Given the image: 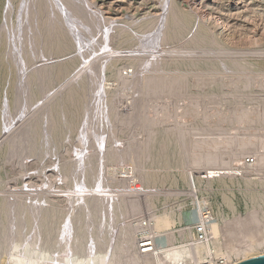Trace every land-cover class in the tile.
<instances>
[{
    "label": "rangeland",
    "instance_id": "rangeland-1",
    "mask_svg": "<svg viewBox=\"0 0 264 264\" xmlns=\"http://www.w3.org/2000/svg\"><path fill=\"white\" fill-rule=\"evenodd\" d=\"M6 1L7 0H0V25L2 26V27L0 26V62H1L0 64V203L2 202L0 204V264H20L17 261H15V256L14 257L11 256L13 254L25 256V257L28 255L34 259L33 264L34 263L35 264H51V263L52 264H103V262L104 264H109V260H110V264H114L113 260L115 259H116L115 264L116 263L119 264V261L121 262L120 264H124V263L128 264L126 263V256H127L126 253L120 251L119 249H117V247L113 246L118 241L117 232H116L117 230L115 228L116 226L119 227L124 222H125L124 224H126V222H130V220H132V222L135 224V225L133 224V227L135 228L134 240H136V237L138 236L139 232L142 231V230L139 231V229L136 230V228H138L136 223L140 222L137 220L139 219V217L148 219V217L149 218L151 217L150 216L152 215L151 213L173 214L174 220L170 222L168 230H171L173 232V244L175 246H180L181 248H188L190 243L192 242L194 243L197 241L195 240L194 235H193L194 238L192 237V239H187V238H183L182 236L183 233L180 232L182 231L183 228L186 229L188 228V230L193 231V224L191 222L193 218L191 217H193L194 213L192 212L194 211L197 212V214L199 213L202 217L204 215L206 216L209 213L211 218L216 219L219 229L221 231L220 234H222L223 231L226 233L224 226L225 220H228L230 222H236L238 219L245 217L247 213L252 212L254 210L253 207L258 208L255 211L256 213H254L256 215V218H262L264 220V166L262 165L263 170L262 168L257 169L253 167L249 170L247 169L248 171H246V168H244L243 164L241 163L244 159L239 158L245 155L247 158L246 160H248L249 158L252 161L251 155H253L256 151L262 152L264 154V137H263L264 117L261 118V120L257 119L258 122L255 121L257 117L256 116L257 113L261 112L262 110L264 111V96H263L264 95V86H263L264 85L263 83L264 0H175L176 4L180 8H182V10L186 14L184 22L185 25L187 26L186 27L187 29L183 31L180 37L179 35L177 36L175 35L172 36L170 39H167L166 42L164 41L167 46H171L169 48H171L172 51L174 48L172 46H176L175 47L176 49L174 48V51L179 52L178 54L176 53L178 57L187 59L185 61L187 63L177 64L178 67L175 66L176 64H172L170 67L166 66V70L169 71L171 69L170 71H173L176 68H178V70L181 69V71H184L186 73L188 72L187 74H190L188 75V79H190V81L187 82V85L190 87L189 90L191 92L197 94L201 92V90H205L201 88L202 86H204L205 80L207 81V79L213 77L215 80L214 82L216 84L213 82V84L208 87L209 93H213V94L215 93L213 101L207 102L208 101L207 99L204 100L201 99L199 101L201 105H203V103L208 104L207 112L205 113V115L207 114L206 116L203 115V113L201 112L202 110L199 109L200 113L198 112L197 115L191 113L192 116L191 115H187L183 117L179 116L180 118L172 117V118L164 119L161 117L160 119L162 121H160V125H162V128H166L169 127L170 125H171L170 127H172L173 125H175L176 122H181L183 123L182 125H184L186 128L189 129L191 127L190 129L193 130L192 132L190 131L191 134L189 133L188 134L189 136L187 135L186 141H189V139L195 141V139L198 138L204 139V138L213 137L214 139H216L215 141H217L219 145H216L212 149L205 148V150H203L204 149L203 148L202 151L211 152V153L216 150H218V153L219 151H221L220 155L222 154L221 157L223 156L222 157L223 160H226V158L229 159L226 160L225 162V164L227 163V165L222 163L220 164L218 162H216L217 164L213 163L212 165L206 164L204 162H197V165L190 164V162L185 157L184 153H186L188 150L190 154H192V152H194L193 154H195L198 153L201 149L193 148L190 151L189 148L184 147L179 141L176 140V135L171 136L169 139H166L164 137L166 133L163 132L164 136H160L158 140L155 142V144L152 145L153 147H151V144L149 143L151 138V131L153 129L152 120H150V118H153L152 109L155 110L156 104H159L160 102H163L168 98L162 92L161 95L159 94V92H156L157 93V94L155 93L157 95L156 98L155 95L152 93L151 95L153 96L151 97V95L149 94L151 90H149L148 88L150 87V81H149L151 77L150 73L152 72L156 74L159 72H165V70L163 71V69L161 68L157 69V64H154L153 62H150V64L146 63V65L142 64L141 59H143L146 55H149V53H152L153 48H155L154 46H152L153 45L152 43L155 40V36L157 34V33L155 34L154 32H156L158 29V25H157L158 23L156 21V18L158 15L161 14L162 11H164L162 9L163 8L162 5L163 3H165L164 2L165 0H88L90 2L89 3L90 9L92 11L94 10L93 12L98 11L99 13H101L103 17H105V19L102 21L103 23L102 25H95L96 27L100 26L98 28H96L93 25L95 20L94 17L93 18L90 17L92 20H88V19L84 20L83 18L84 16L85 18H89V16L86 17V14L80 12L79 15L78 14L76 15V17L73 14L70 15L73 16L74 18L73 19L72 17L68 16L70 14L69 11H68L69 14H67V11H63L65 14H67V17L64 14L63 16L64 18H62L63 20H61V22L63 21L62 22L63 24L61 22L59 23L57 22V25L55 24L54 26L57 27V29L62 26L67 28L69 24L71 25V23L69 22H72L74 24L78 23L81 24L80 28L82 29V31L79 29V34L78 33L75 34L76 38H74L75 36L68 37L70 45L69 47H67V49L63 50L62 52L53 53V52H48L43 48H41L38 51L39 52L38 54L41 56L38 55L39 57L37 56L35 58L33 56H35L36 54L35 51L37 52V50L33 51L35 53L33 54V52L28 48L25 54L23 53V57L25 58V60H28L27 62L28 64L24 66L26 67V70L30 71L31 68L34 66H39L40 64L41 65L46 64L48 62L51 63L48 67H46V68L49 67L50 68L47 69L48 71L46 70V73L44 75L42 76L38 75L39 77L31 76L30 78L31 84L28 80L24 81L22 79L25 73H28L29 71L26 72L25 70L24 71L25 73L23 72L24 67L18 61L19 56L17 58L14 57L16 58V60L13 58L12 62H11V58H9V55L7 53V51H9L8 49L9 44H7L9 43L8 37L10 34H12L13 31H15L16 28L17 29L15 33L17 34L18 32H20L21 29L19 30V28H21L25 23H28L27 26L28 28L25 31L33 29L36 23L37 25L35 27L37 28L34 27V30L35 29L41 30L43 28L42 31H40V33L42 32L41 34L40 33L30 34V32L26 33L25 36L28 37V41H29V36L31 38L32 35H33L32 40L37 41L36 39L38 38L40 40V43L41 41L43 42L44 38L48 36L49 37L53 36L54 33L47 32L46 34V30L48 26L45 25V19L48 15L47 12L48 10L44 9V7H41L42 5L44 6L43 2L38 1L36 3V5L39 4L40 6L38 11V16L32 19L29 23V21L26 20V16L28 12V9H26L28 5L27 1L25 2V0H12V7H11L12 9L9 11L10 13H8L7 21H5V18L3 17L2 13L6 7ZM23 1L25 2L24 5L26 7H24ZM22 5L24 9L21 8ZM22 10H25L24 11L25 13H23ZM46 12L47 15L45 16ZM79 17H81V19ZM39 18L42 20V22ZM65 19L66 20L70 19V20H67L66 22ZM71 19H73V21H71ZM139 19L141 20L138 21ZM151 20L153 21L151 22ZM198 20L200 21L201 29H203L205 32L207 31L206 34L208 35V38H210L212 41L209 40V42L207 41L204 43L187 42L181 44V42L184 39H186V37L188 38L194 33L193 31H195L197 27ZM74 21L77 22L75 23ZM83 21L85 22L91 21V23L89 22L85 23ZM133 21H134V25H133ZM150 22L154 24L152 25ZM58 24H60V26ZM109 24L111 25L119 24L121 28H125V27L127 28L128 26V28L126 29L128 33H131L133 35L134 34L133 31H137L140 36L142 34L144 35V36L142 35L140 39L136 38L131 40L129 43H125V41H121L119 44L117 37L114 40L112 47L114 49L113 51H116V53L120 52L119 54H121L119 58H113L114 60L117 59L116 65L121 70V72L124 71L123 73H125L126 70L130 71L131 69L134 72L136 70V72L140 75L138 78H140L139 80L141 81L140 82L139 80H137V82L142 83L144 81L142 83L144 85L141 84L138 85L136 83L137 88L135 87L134 84H131L130 86L127 85L128 87H125V85L124 86L120 85L119 82L116 81V76L114 75V73L118 70L116 66H115L116 68L108 67V69L106 68L107 70L104 68L102 73L104 75V78L102 75H100L101 77L99 76V72H96L97 71L96 68L100 70V68L98 67L99 63L104 62L105 64L106 63L105 61L108 60V58L105 57L107 59L103 61L104 60L103 55H106L108 53L109 48H106L104 50L103 47L104 45H106V43L105 42L101 43V41L103 40L101 39L100 41L99 38L100 36H102V34L105 33L104 31H106L105 29L108 28ZM149 25L152 26L150 27ZM4 27L6 31L5 29H3ZM155 27L157 28L156 30ZM93 28H95V30ZM10 29H12V32L9 31ZM43 31H45V34ZM177 37H179L180 39L179 38L177 39ZM6 39L8 40V42ZM97 39L100 42L99 44ZM17 40L19 39L17 38ZM139 40H143L146 43H141ZM20 41L21 40L18 41L19 47L20 44L22 43L23 45L30 47L28 46L29 42L27 41V39L26 41H22V43ZM36 44L37 43H35V45ZM41 45L42 44H39V47ZM141 45L144 47L142 48L139 47L140 49L137 48V50L139 49L138 52L135 46L138 47ZM101 48L102 50H100ZM132 53L134 54L139 53L137 57L139 56L138 58L141 59L137 58L136 60L135 56H132L133 58L129 57V54ZM143 53H145L144 54L145 56L143 55ZM27 54H29L30 57H27L26 56ZM180 54L183 57H181ZM101 57L103 58L100 59ZM3 58L5 61H3ZM146 58L147 57H145L144 59ZM8 60H10V63L8 62ZM57 61H59L58 63L60 64L63 63L65 67L60 68L61 66L60 67L53 66ZM13 63L15 64L18 63L19 65L17 64L16 66ZM27 66L29 67L27 68ZM64 68L66 69L64 70ZM55 70L56 71L59 70V72L61 70L62 73L55 72ZM89 70L91 73L89 72ZM256 71L259 73L262 72L260 74H263V77L258 76ZM58 73L60 74V76H57ZM93 73H95V75ZM145 73L147 75H144ZM218 73L220 74L222 73L223 75H220ZM193 74L197 75L196 78L197 77L199 78L197 79L198 81H195V79L192 76ZM225 74L227 75L225 76ZM237 74H241L249 78L251 82H253V87L249 91L250 93H252L251 95L253 97L246 96L247 98L244 97L239 99L234 96L236 95L235 93L234 95L232 94L231 96H229L231 92L232 93L234 92L233 91L234 83H235L234 79L236 78L237 80ZM148 75L149 78H146L147 80L143 79L142 81L141 76L145 78V76L148 77ZM40 77L42 78L44 77V78L40 79ZM202 77L204 80H202ZM221 77L222 79H220ZM87 78L88 79L92 78V79L88 80ZM45 79L47 80L45 81ZM21 80H23V84H21L22 86L20 85V83H22ZM39 80L41 81L39 82ZM92 80L94 82H92ZM96 80L97 82H95ZM26 81L27 84H25ZM220 81L222 82L221 85H220ZM258 82L259 84L261 83L262 85L261 84L259 85ZM229 83L230 86L228 85ZM94 84L97 86H95ZM98 84H100V86ZM146 84L149 85L147 86ZM132 85L133 88H131ZM144 86H146L147 88ZM134 88H136L135 92L133 90ZM17 90L22 95L19 92H17ZM101 92L102 94H100ZM219 92H221V94ZM226 93H229L228 96ZM148 94L149 97L147 96ZM216 94L218 95L216 96ZM16 95L20 97L19 99H21L22 102L21 100L16 98L17 97ZM164 96L166 99L164 98ZM217 97L219 98L217 99ZM145 98L147 100L144 102L143 99L145 100ZM102 99L104 100V102ZM170 99L175 100L176 98L175 97L173 98V96H171ZM219 99L220 102L217 101ZM130 100L135 101V102L133 101V103H135L134 105L135 112L133 113V115H131L132 117L130 116L131 118L128 116V114L131 112V109L133 108L132 101ZM142 101L145 104L142 103ZM148 101L149 102L152 101L150 103L152 105L151 109L149 108L150 106ZM13 102L16 103L14 104ZM146 102L148 103L149 107L147 106ZM188 102L190 103L187 97V99H184L182 103L187 104ZM192 102L194 105L195 101L193 100ZM106 105L107 106L109 105L108 108ZM139 105H143L145 108L147 106L146 110H149V112L146 115L138 112L142 108ZM51 106L53 112L52 111L50 112L48 110L49 109L48 107ZM114 106L116 109L114 110L116 111L114 113L117 114L116 115L117 118L114 115V113L110 112L109 109L110 107H113L114 109ZM238 107L241 109L237 111ZM245 107L246 109H248V111H251L247 116L248 118L241 114V111L243 110V108L245 109ZM216 108L220 109L221 112L223 111L222 114L224 113L225 115L223 116H221V114L217 115L215 113ZM251 109H253L254 111ZM44 112L47 114H45ZM110 113L111 115H109ZM219 115L222 117L221 119ZM223 117L224 119L225 117H227L226 120H222ZM240 117H242V119ZM237 119L238 121L239 120L240 121L237 122ZM46 121L48 122L53 121L55 127L53 129L49 127L48 130L46 131V128H44ZM252 121L254 123H252ZM31 122H33L35 128L34 126H31L33 125ZM162 122H164V125ZM26 127L28 128L29 131L26 129ZM157 127H161V126H157ZM193 127L196 128L194 129ZM215 127L216 128L220 127L218 130L219 132L217 131L218 128L216 129ZM197 129L199 131H196ZM32 130H34L33 133L35 134L32 133ZM111 130H113V132H111ZM256 130L259 131L257 132ZM48 131L49 133H46L47 135L45 134L43 136V132L45 133ZM198 132L200 133V135ZM29 133L30 134L32 133L34 136L32 134L30 135ZM14 136H17L19 138L17 139V137L15 138ZM43 137H44L43 140L44 143L41 140V138ZM232 137L233 139H231ZM253 137L255 138L253 139ZM12 139L15 141H13ZM36 139H38V141L41 140L40 143L43 145L37 146ZM240 139L242 141H240ZM165 140L168 142V144L166 145V147L163 148L161 143L162 141ZM230 140L234 141L235 144L232 143L233 144L232 145L228 143ZM261 140L263 141V143H261L262 142ZM132 141L134 146L131 143ZM238 141L240 142L247 141L253 143V146H248V147L245 146V148L243 149L239 147L240 148L239 149L238 146L237 148L235 147ZM257 141L259 143H257ZM15 142L21 144L19 145L18 143L16 144ZM128 143L131 144V147L133 146L131 148L132 150L128 149L129 153L130 151H132V153L134 152V154H130L129 156L128 151H126L125 153L123 152V154H120L119 157H117V159H115L116 157H114V155L113 156L109 155V150L111 149L114 150L115 146H116L115 150H118L119 148L125 149L126 147L124 146H127ZM28 145H32V146L34 145L35 149L34 146L30 147ZM216 147L219 148L217 149ZM145 149L147 150V152L145 151ZM152 149L153 151H151ZM25 150H26V155H25ZM75 150L77 151L75 152ZM232 150L233 153H230L232 152ZM235 150L237 151V153L239 152L238 153L239 155L234 153ZM94 151L96 152L94 153ZM97 151H99V153ZM78 153L80 155H78ZM141 153L142 154L144 153L143 154L144 157L141 155ZM146 153H148L149 157L145 156ZM88 154L89 155L92 154V155L89 156ZM93 154L98 156H93ZM232 154L235 155L233 156ZM79 156L80 157L86 156V157L85 158L82 157L81 159ZM86 158L90 159V161L88 160L87 162L86 160H84ZM238 159L240 160V162L238 161ZM190 166H193V170H192L193 173L186 174L188 167ZM224 167H226L225 170L223 169ZM228 167H230L231 169ZM205 168L215 169L216 171H218L220 168L221 169L218 172H216L214 175L207 176L206 174L203 173L205 171L204 170ZM142 174H144V177L142 176ZM63 175L66 178L62 177ZM61 178H65L66 180H63ZM130 185H132V187ZM135 186H137L138 188H136ZM95 195L98 196L104 195V199H103L104 204L102 203L103 206L97 205L95 206L96 208H93L95 204H93L92 202L89 207L91 209L89 210L86 209L85 211L87 213H83L80 215L78 213L77 216L75 210L74 212H72V207L82 205L83 200L89 201L93 199L94 201V198L97 199ZM145 195L148 196L147 198L150 200V202L146 200ZM107 196H109L107 198L109 202L106 201L107 199H105ZM121 196L125 200L133 199L135 197L136 198L140 197L138 199H140L139 201L141 205V211H140L141 213L140 212L137 213L136 216L135 215L136 212H134L133 215V212L131 213L129 209H128L129 211L126 209L127 212L124 211L123 212L124 214L120 213V211L118 210V213L120 214L118 215L117 213L118 219L116 221L115 218L111 217V215L108 217L105 216L103 217V211L108 212L110 209V203L112 200L111 197L116 199L117 197H121ZM3 197L5 198V200H3L4 199ZM7 199L8 201L9 199L12 201V203H10L12 204L9 209L10 211L9 210L6 211L4 210V208H2L5 207L4 206L5 204L9 203V202L7 203ZM79 201L81 202L80 204ZM39 202L41 205L39 204ZM146 202L149 204L148 207L150 206V208L147 210H146L147 207ZM20 204L24 205L23 206L24 209L25 206L28 208H26L25 210L21 209L19 207ZM104 206L105 207L107 206L108 208L107 207L105 208ZM16 207H18L20 210L17 209ZM30 207L33 208L31 209ZM29 209L30 211L33 210L32 211L33 213L31 212L29 213ZM40 209H42V211ZM92 209H94L93 210L94 212H92ZM12 211L13 214L11 213ZM34 211H36V213ZM43 211L49 214L47 215L46 223L44 222L41 223L42 226H45L44 228L39 224L40 222L39 219H41L39 213L41 212L40 215L42 213L45 214ZM90 212L96 214L92 215V218H89L87 220L88 215L91 214ZM73 213H76V216L79 219L76 220L75 224L71 225L68 222L69 220L68 218ZM29 214L30 216L28 219L27 216ZM127 214H129L130 216L129 217L126 216ZM6 217L11 221L8 220ZM19 217L25 218L24 220L26 221H24L23 219H19ZM36 217L38 219H36ZM109 217L111 218L109 219ZM14 218L15 219L17 218L19 220L15 222ZM105 219L107 220L108 227L111 226L110 229L107 227V225L104 224ZM87 222L89 224L91 223L89 227L87 226L88 224ZM110 222L111 225L109 224ZM15 223H17V225ZM33 224H36V230L34 228L35 225ZM21 226L22 227L25 226V227L22 228ZM99 226L101 227L99 228ZM19 227H21L22 231L21 229H19ZM4 228L6 230L5 231L6 233L3 232ZM9 228L13 231L9 230ZM98 228L100 229V231ZM111 228L113 229L111 230ZM37 229L40 230V232ZM82 229L86 231L84 232V234L82 233L83 232ZM76 230L78 231V233ZM8 232L11 233L9 234ZM41 232L43 233L41 234ZM163 232H167V231L162 230L159 232V234H163ZM81 234L84 235V237H82ZM110 235L111 237H109ZM95 237H98L97 240ZM217 237H216L217 239L216 238L214 239L209 234V230H208L207 239L204 240L203 242L206 244L208 243L207 246L209 247V250L207 252H202L200 257L211 256L212 258H218L215 255L216 253H219L216 252V248L225 251L223 246L225 237L222 235H218ZM30 240H33L34 242ZM93 241H96L95 243H97L95 247L93 246L95 244ZM88 242L89 243L92 242V243L89 244ZM90 245L93 246L92 248L93 250L97 249L98 252L93 254L88 253L89 250L88 248L90 247ZM134 245H135V241H134ZM133 247L135 248V246ZM114 248H116V251ZM75 249H77V252H75L65 261L61 262V260H58L59 258L58 255L62 254L63 251L65 252L67 250L70 251ZM109 252L111 254H109ZM120 253H123V255ZM263 253H264V245H259L256 246L250 252H248L247 256L253 257V256L261 255ZM69 254L71 253L69 252ZM184 255L187 256L188 253H185ZM114 256H116V258ZM123 256H125V259ZM108 257L109 260H106L108 259ZM238 259L239 257L234 256L232 257L231 260L236 261ZM38 261L39 263H37Z\"/></svg>",
    "mask_w": 264,
    "mask_h": 264
},
{
    "label": "bare ground",
    "instance_id": "bare-ground-1",
    "mask_svg": "<svg viewBox=\"0 0 264 264\" xmlns=\"http://www.w3.org/2000/svg\"><path fill=\"white\" fill-rule=\"evenodd\" d=\"M27 1V7L24 5V3ZM43 2L44 3V6L42 5L41 7H44V9H47L48 11V15H47V12H46V14H45V16L47 15V17H46V19H45V25L46 26H48V28H47V30H46V34H47V32H49V33H54V35L53 36H48V37H46V38H44V40H43V42L41 41V43H40V40L37 38L36 40L37 41H35V40H32L33 39V35L31 36V38H30V36H29V41H28V37H26L25 36V34L26 33H28V32H30V34H36V33H40V31H42V29L40 30V29H35L34 30V27L37 25V23H36V25L33 27V29H31V30H28V31H25V30H27V26H28V23H25L24 25H23V23H22V27L21 28H19V30L21 29V31L20 32H18L17 34L15 33L16 32V29H15V31H13L12 32V29H10L9 31H11L12 32V34H10L9 35V43H7V44H9V51H7V53H8V55H9V58H11V62L13 61V58L14 57H18V61L20 62V64L21 65H23V67L24 66H26V64H28L27 62H28V60H25V58L23 57V53L25 54V52L27 51V49L29 48V50H31L32 52L33 51H35V50H37V52L35 51V53L33 52V54H35V56H33L34 58L35 57H37L39 54V49H41V48H43L44 50H46V51H48V52H62L63 50H65V49H67V47H69V45H70V42H69V40H68V37L69 36H75V34H79V29L82 31V29L80 28L81 27V24H74V23H72V22H69V23H71V25L69 24L68 25V27L66 28V27H64V26H62V27H59V28H61V29H57V27H55L54 25L56 24L57 25V22L59 23V22H61V20H63L62 18H64L63 16H64V12L63 11H67V14H69L68 13V11L70 12V14L68 15V16H70V15H74L75 17H76V15L78 14L79 15V13L81 12V13H84V14H86V17L87 16H89V18H85V16L83 17L84 18V20L86 19H88V20H92L90 17H94V26L95 25H102L103 23H102V21L105 19V17H103L102 15H101V13H99L98 11H96V12H93L91 9H90V2L88 1V0H25V2L23 1V5H24V7H26V9H28V12H27V16H26V20L27 21H29V23H30V21L32 20V19H34V18H36L37 16H38V11H39V8H40V6H39V4L38 5H36V3L37 2ZM165 3H163V5H162V9L164 10V11H162L161 12V14L160 15H158L157 16V18H156V21H157V25H158V29L155 27V30L157 29V31L156 32H154L155 34H156V36H155V40L153 41V45L152 46H154L155 48H153V52L152 53H149V55H144L145 53H143V55L145 56V57H147L146 59H141V58H138L137 57V55L139 54H134V53H132V54H129V57H132V56H135L136 57V60H137V58L138 59H141L142 60V64H145L146 65V63H149L150 64V62H153L154 64H157V69H163V71L165 70V72H159V73H156V74H154V73H150V87H148L149 88V90H151V92L149 93L150 95L153 93L154 95H155V98H156V92H159V94L161 95V92L162 93H164V95L168 98L167 100H168V102H167V100H165V101H163V102H156V103H159V104H156V109L154 110V109H152V111H153V118H150V120H152V124H153V129H152V131H151V138H150V141H149V143L151 144V147H153L152 145H154L155 144V142L158 140V138L160 137V136H164V133L163 132H165L166 134H165V138L166 139H169L171 136H174V135H176V140L177 141H179L184 147H186V148H189L190 149V151L193 149V148H200L199 150V152L198 153H195V154H193L194 152H192V154H190V152L187 150V152L186 153H184L185 154V157L187 158V160L190 162V164H192V165H197V162H204V163H206V164H209V165H212L213 163L215 164L216 162H218V163H222V164H225V162H226V160H229L228 158H226V160H223V156L221 157V155H220V152L221 151H219V153H218V150H216V151H214V152H206V151H202V149L203 150H205V148H213V147H215L216 145H219V143H217V141H215L216 139H214L213 137L212 138H202V139H195V141H192V139H189V141H186V137H187V135L190 133L191 134V132H192V130L193 129H188V128H186L184 125H182L183 123H181V122H176L175 123V125H173L172 127H166V128H162V125H160V121H162L160 118L162 117V118H172V117H183V116H187V115H191L192 116V114H194V115H197L198 114V112H199V109H201L200 111L203 113V115H205V113L207 112V107H208V104H204L203 103V105H201V103H199V101L201 100V99H207L208 101L207 102H209V101H213V99H214V95H215V93L213 94V93H209V89H208V87L209 86H211L212 84H213V82L215 81L214 80V77L213 78H210V79H207V81L205 80V84H204V86H202L201 88L202 89H205V90H201V92H199V93H194V92H191L190 90H189V86L187 85V82L188 81H190V79H188V75H190V74H187L186 72H184V71H181V69H179L178 70V68H176L175 70H173V71H167L166 70V66L167 67H170L172 64H176L175 66H177V64H185V63H187V62H185L187 59H183V58H180V57H178L177 55H176V53L178 54L179 52H176V51H174V48L176 47V46H172V47H174L173 48V51L171 50V48H169V47H171V46H167L166 45V40L167 39H170L172 36H177V35H179V37H180V35L183 33V31L185 30V29H187L186 27V25H185V12L182 10V8H180L177 4H176V2H175V0H165L164 1ZM159 3V2H158ZM42 4V3H41ZM23 5H22V9H24L23 8ZM12 7V0H7L6 1V7H5V9L3 10V13H2V15H3V17L5 18V21H7V19H8V13H10L9 11L12 9L11 8ZM161 8V7H160ZM25 9V10H26ZM20 10V9H19ZM25 10H22L23 11V13H25L24 11ZM32 10V11H31ZM43 10V9H42ZM13 11V10H12ZM16 11V10H15ZM27 11V10H26ZM46 11V10H45ZM44 11V12H45ZM2 12V11H1ZM18 13V12H17ZM22 13V14H23ZM44 14V13H43ZM67 14H65L66 15V17H67ZM41 15V14H40ZM70 17H72L73 18V16H70ZM150 17H152V16H150ZM22 18V17H21ZM78 18V17H77ZM80 19H81V17H79ZM145 18H146V16H145ZM144 18V19H145ZM10 19V18H9ZM38 19V18H37ZM36 19V20H37ZM40 19V18H39ZM74 19V18H73ZM73 19H71V21H73ZM79 19V20H80ZM106 19H107V17H106ZM153 19H154V17H153ZM22 20V19H21ZM25 20V21H26ZM41 20V19H40ZM66 20V19H65ZM67 20H70V19H67ZM67 20H66V22H67ZM83 20V19H82ZM141 19H139L138 21H140ZM134 21H136V20H134ZM134 21H133V25H134ZM153 20H151V22H152ZM155 21V22H156ZM201 21H202V18H201ZM41 22H42V20H41ZM44 22V21H43ZM63 22V21H62ZM61 22V23H62ZM75 22V21H74ZM77 22V21H76ZM75 22V23H76ZM83 22H85V21H83ZM87 22H89V21H87ZM87 22H85V23H87ZM93 22V21H92ZM150 22V23H151ZM89 23H91V21L89 22ZM3 24V23H2ZM27 24V25H26ZM39 24V23H38ZM63 24V23H62ZM138 24V23H137ZM152 24V23H151ZM154 24V23H153ZM152 24V25H153ZM205 24V23H204ZM4 25V24H3ZM30 25V24H29ZM59 26H60V24H58ZM126 25V24H125ZM132 25V26H133ZM152 25H149L150 27L152 26ZM1 26V25H0ZM41 26V25H40ZM66 26V25H65ZM70 26V27H69ZM92 26V25H91ZM105 26V25H104ZM130 26V25H129ZM148 26V27H149ZM2 27V26H1ZM15 27V26H14ZM44 27V26H43ZM85 27H86V25H85ZM93 27V26H92ZM96 27V26H95ZM98 27H100V26H98ZM98 27H96V28H98ZM30 28V27H29ZM35 28H37V27H35ZM40 28V27H39ZM88 28H90V27H88ZM102 28V27H101ZM127 28H128V26H127ZM126 27L125 28H121V26H119V24L118 25H111V24H109V26H108V28L107 29H105L106 31H104L103 33L104 34H102V36H100V38H99V40L101 41V39L103 40V41H101V43H103V42H105L106 43V45H104V50L106 49V48H109V50H108V53L106 54V55H103L104 56V60L103 61H105V59H107L108 58V60L107 61H105L106 63L104 64V62H100L99 63V65H98V67L100 68V70H98L97 68H96V72H99V76L100 75H102L103 76V78H104V75L102 74L103 73V69L105 68H107L108 69V67H117V71L114 73V75L116 76V81H118L119 82V84L120 85H125V87H128L127 85H131V84H134L135 85V87H136V85L138 84H141V85H144V84H142L144 81H143V79H146V78H149V75H148V77H146L145 76V78L143 77V76H141L142 77V83H138L137 82V80H139L140 78H138L140 75L136 72V70L133 72V70L131 69L130 71H127L126 70V72L125 73H123V72H121V70L118 68V66L116 65V61H117V59L116 60H114L113 58H119L120 56H121V54H119V53H116V51H113L114 49L112 48L113 47V42H114V40L118 37V44L121 42V41H125V43H129L131 40H133V39H140L141 38V36L143 35H139V33L137 32V31H133V35L131 34V33H128L127 32V29ZM143 28V27H142ZM2 29V28H1ZM3 29H5V27L3 28ZM94 30H95V28H93ZM92 29V30H93ZM103 29H104V27H103ZM103 29H101V30H103ZM194 29V28H193ZM14 30V29H13ZM97 30V29H96ZM130 30H131V27H130ZM154 30V29H153ZM208 30H210V29H208ZM5 31H6V29H5ZM44 32V34H45V31H43ZM84 32V31H83ZM194 33L190 36V37H186V39H182L183 41L181 42V44L183 43H187V42H189V43H204V42H209V40L210 41H212L210 38H208V35L206 34V32L203 30V29H201V26H200V21L198 20V23H197V27H196V29H195V31H193ZM5 33H7V32H5ZM9 33V32H8ZM21 33V34H20ZM42 33V32H41ZM40 33V34H41ZM81 33V32H80ZM23 35V36H20V35ZM74 34V35H73ZM87 34V33H86ZM91 34V33H90ZM100 34H101V31H100ZM187 34V33H186ZM19 35V36H18ZM51 35V34H50ZM150 35V34H149ZM151 35H152V33H151ZM150 35V36H151ZM189 35V34H188ZM37 36V35H36ZM88 36V35H87ZM91 36H93V35H91ZM144 36V35H143ZM148 36V35H147ZM213 36V35H212ZM211 36V37H212ZM179 37H177V39L179 38ZM5 38H6V36H5ZM17 38L19 39V40H21L20 42L22 43V41H26V39H27V41L29 42V45L28 46H30V47H27L26 45H23V43L22 44H20V47L18 46V41L19 40H17ZM71 38H73V37H71ZM74 38H76V36L74 37ZM185 38V37H184ZM213 38V37H212ZM25 39V40H24ZM92 39H93V37H92ZM180 39V38H179ZM214 39V38H213ZM7 40V39H6ZM76 40V39H75ZM79 40V39H78ZM99 40L97 39V41H98V44L100 43L99 42ZM116 40V41H117ZM33 41H34V44H33ZM80 41V40H79ZM141 43H146V42H144L143 40H139ZM165 41V42H164ZM7 42H8V40H7ZM28 42H27V44H28ZM25 43V42H24ZM35 43H37L36 45H35ZM75 43V42H74ZM80 43V42H79ZM39 44H42L40 47H39ZM78 44V43H77ZM92 44V43H91ZM149 44V43H148ZM180 44V43H179ZM94 45V44H93ZM101 45V44H100ZM116 45V44H115ZM178 45V44H177ZM106 46V47H105ZM117 46V45H116ZM115 46V47H116ZM147 46V45H146ZM76 47H78V46H76ZM99 47V46H98ZM114 47V48H115ZM132 47H133V44H132ZM142 48V47H144V46H138V47H136L135 46V48H136V50H137V48ZM139 48V49H140ZM150 48V47H149ZM152 48V47H151ZM179 48V47H178ZM181 48V47H180ZM42 49V50H43ZM84 49V48H83ZM86 49V48H85ZM95 49V48H94ZM139 49L137 50L138 52H139ZM176 49V48H175ZM97 50V49H96ZM100 50H102V48L100 49ZM147 50H148V48H147ZM180 50V49H179ZM190 50V49H189ZM196 50V49H195ZM141 51V50H140ZM191 51V50H190ZM189 51V52H190ZM6 52V51H5ZM122 52V51H121ZM132 52H133V50H132ZM183 52V51H182ZM7 53H6V55H7ZM96 53V52H95ZM136 53V52H135ZM85 54V53H84ZM99 54V53H98ZM141 54V53H140ZM182 54V53H181ZM180 54V55H181ZM185 54V53H184ZM183 54V55H184ZM197 54V53H196ZM195 54V55H196ZM72 55V54H71ZM70 55V56H71ZM142 55V54H141ZM179 55V56H180ZM189 55V54H188ZM204 55H206V54H204ZM214 55V54H213ZM12 56V57H11ZM25 56V55H24ZM27 57H30L29 56V54H27L26 55ZM39 56H41V55H39ZM38 56V57H39ZM81 56V55H80ZM102 56V55H101ZM125 56V55H124ZM52 57V56H51ZM67 57V56H66ZM97 57H100V56H97ZM105 57H107V58H105ZM135 57H134V59H135ZM141 57V56H140ZM181 57H183L182 55H181ZM199 57V56H198ZM216 57V56H215ZM5 58V57H4ZM4 58H3V61H5L4 60ZM16 58H14L15 60H16ZM33 58V59H34ZM71 58V57H70ZM82 58V57H81ZM103 57H101L100 59H102ZM133 58V57H132ZM205 58V57H204ZM209 58V57H208ZM225 58V57H224ZM199 59V58H198ZM219 59V58H218ZM46 60V59H45ZM44 60V61H45ZM48 60V59H47ZM95 60V59H94ZM17 61V62H18ZM34 61V60H33ZM8 62L10 63V60H8ZM53 62V61H52ZM59 61H57L53 66H55V67H60V68H63V67H65V65L62 63V64H60V63H58ZM196 62V61H195ZM16 63V62H15ZM15 63H13V64H15ZM152 63V64H153ZM0 64H1V62H0ZM18 64V63H17ZM17 64H15L16 66H17ZM51 63H46V64H40L39 66H34V67H32L31 68V70L29 71V70H26V67H24V70H23V72L26 70V72L27 71H29L28 73H25V75H24V77L22 78L24 81L25 80H28L29 82H30V78H31V76H37V77H39L38 75H44L45 73H46V70L47 69H49V68H46V67H48L49 65H50ZM53 64V63H52ZM141 64V63H140ZM148 64V65H149ZM151 64V65H152ZM19 65V64H18ZM87 65V64H86ZM88 66V65H87ZM143 66V65H142ZM21 67V66H20ZM29 66H27V68H28ZM52 67V66H51ZM92 67V66H91ZM90 67V68H91ZM115 67V68H116ZM128 67H130V66H128ZM135 67H136V65H135ZM178 67V66H177ZM18 68V67H17ZM53 68V67H52ZM51 68V69H52ZM123 68V67H122ZM133 68V67H132ZM145 68V67H144ZM21 69V68H20ZM57 69V68H56ZM59 69V68H58ZM66 68H64V70H65ZM106 69V70H107ZM124 69H126V68H124ZM136 69H137V67H136ZM92 70H94V69H92ZM144 70V69H143ZM148 70V69H147ZM225 70V69H224ZM19 71V70H18ZM48 71V70H47ZM139 71H140V69H139ZM149 71V70H148ZM148 71H146V72H148ZM152 71V70H151ZM156 71V70H155ZM157 71H159V70H157ZM215 71V70H214ZM226 71V70H225ZM52 72V71H51ZM55 72H59V70L58 71H56L55 70ZM84 72V71H83ZM87 72H88V70H87ZM89 72H90V70H89ZM95 72V73H96ZM106 72V71H105ZM203 72V71H202ZM205 72V71H204ZM227 72V71H226ZM23 73V74H24ZM59 73H62L61 72V70H60V72ZM58 73V74H59ZM91 73V72H90ZM95 73H93L94 75H95ZM131 73V74H130ZM139 73H141V72H139ZM142 73H143V71H142ZM256 73H257V75L258 76H260V77H263V74H260V73H262V72H257L256 71ZM259 73V74H258ZM37 74V75H36ZM48 74V73H47ZM55 74V73H54ZM57 74V76H60V74L58 75ZM89 74V73H88ZM133 74H134V77H133ZM136 74V75H135ZM137 74H138V76H137ZM149 74V73H148ZM153 75V77H152V75ZM218 74H220V73H218ZM242 74V73H241ZM241 74H237V80H236V78L234 79V81H235V83H234V89H233V93L231 92L230 94L229 93H226L227 94V96H228V94H229V96H231L232 94L234 95V93L236 94V95H234L235 97H237V98H239V99H241V98H244V97H249V96H251V97H253L251 94L252 93H250L249 91L251 90V88L253 87V82H251V80L249 79V78H247V77H245V76H243V75H241ZM90 75V74H89ZM97 75H98V73H97ZM144 75H147L146 73L144 74ZM202 75V74H201ZM220 75H223L222 73L220 74ZM227 74H225V76H226ZM91 76H93V75H91ZM90 76V77H91ZM136 76V77H135ZM193 76V78L195 79V81H198L197 79H199L198 77L196 78V76L197 75H195V74H193L192 75ZM203 76V75H202ZM236 76V75H235ZM234 76V77H235ZM248 76V75H247ZM96 77H98V76H96ZM95 77V78H96ZM101 77V76H100ZM219 77V76H218ZM224 77V76H223ZM228 77V76H227ZM36 78V77H35ZM44 78V77H43ZM42 77H40V79H43ZM47 78V77H46ZM102 78V79H103ZM231 78V77H230ZM39 79V78H38ZM88 79V78H87ZM86 79V80H87ZM90 80L92 79V78H89ZM88 79V80H89ZM101 79V78H100ZM99 79V80H100ZM220 79H222V77L220 78ZM227 79V78H226ZM225 79V80H226ZM232 79V78H231ZM18 80V79H17ZM23 80H21V82L22 83H20V85L21 84H23ZM47 79H45V81H46ZM70 80V79H69ZM94 80V79H93ZM92 80V82H94ZM147 80V79H146ZM202 80H204L203 79V77H202ZM41 80H39V82H40ZM73 81V80H72ZM140 81V80H139ZM232 81V80H231ZM230 81V82H231ZM95 82H97V80L95 81ZM117 82V83H118ZM131 82H133V83H131ZM141 82V81H140ZM147 82V81H146ZM145 82V83H146ZM192 82V81H191ZM190 82V83H191ZM216 82H217V80H216ZM228 82H229V80H228ZM227 82V83H228ZM260 82V81H259ZM259 82H258V84H259ZM261 82H262V80H261ZM99 83V82H98ZM137 83V84H136ZM193 83V82H192ZM191 83V84H192ZM215 83V82H214ZM221 81H220V85H221ZM263 83H264V79H263ZM25 84H27V81H26V83ZM24 84V85H25ZM30 84H31V82H30ZM97 84V83H96ZM194 84V83H193ZM216 84V83H215ZM261 84V83H260ZM259 84V85H260ZM29 85V84H28ZM42 85V84H41ZM95 85V84H94ZM99 86H100V84H98ZM147 85V84H146ZM149 85V84H148ZM147 85V86H148ZM219 85V84H218ZM219 85V86H220ZM223 85V84H222ZM229 86H230V83L228 84ZM232 85V84H231ZM262 85V84H261ZM22 86V85H21ZM95 86H97V85H95ZM151 86H153V87H151ZM194 86V85H193ZM197 86V85H196ZM225 86V85H224ZM223 86V87H224ZM264 86V85H263ZM17 87V86H16ZM43 87H45V86H43ZM88 87V86H87ZM90 87H91V85H90ZM115 87V86H114ZM144 87H146V86H144ZM206 87V88H205ZM222 87V88H223ZM226 87V86H225ZM232 87V86H231ZM15 88V87H14ZM20 88V87H19ZM93 88V87H92ZM98 88V87H97ZM101 88V87H100ZM105 88V87H104ZM131 88H133V85L131 86ZM130 88V89H131ZM137 88V87H136ZM136 88H134L133 90H134V92H135V89ZM147 88V87H146ZM200 88V87H199ZM260 88V87H259ZM262 88V87H261ZM102 89V88H101ZM129 89V90H130ZM145 89V88H144ZM104 90V89H103ZM102 90V91H103ZM106 90V89H105ZM147 90V89H146ZM191 90H192V88H191ZM197 90V89H196ZM220 90V89H219ZM222 90V89H221ZM224 90V89H223ZM99 91H101V90H99ZM225 91V90H224ZM17 92H19L18 90H17ZM91 92V91H90ZM104 92V91H103ZM197 92V91H196ZM230 92V91H229ZM20 93V92H19ZM129 93V92H128ZM156 93V94H155ZM220 94H221V92H219ZM21 94V93H20ZM44 94V93H43ZM100 94H102V92L100 93ZM104 94V93H103ZM146 94H147V92H146ZM149 94L147 95L148 97H149ZM219 94V95H220ZM19 95V94H18ZM22 95V94H21ZM20 95V96H21ZM42 95V94H41ZM126 95V94H125ZM218 94H216V96H217ZM17 96V95H16ZM102 96H104V95H102ZM127 96V95H126ZM128 96H129V94H128ZM134 96V95H133ZM153 95H151V97H152ZM165 96H164V98H165ZM171 96H173V98L175 97L176 99L175 100H171L170 98H171ZM215 96V97H216ZM225 96V95H224ZM227 96H226V99H227ZM233 96V97H234ZM264 96V95H263ZM14 97H15V95H14ZM70 97V96H69ZM131 97V96H130ZM145 97V96H144ZM148 97H147V99H148ZM163 97V96H162ZM180 97V98H179ZM187 97H188V99H189V101H190V103L188 102L187 104L185 103H182L183 102V100L184 99H187ZM246 97V98H247ZM17 99H19L20 97H16ZM59 98V97H58ZM67 98V97H66ZM102 98H105V97H102ZM158 98V97H157ZM164 98H163V100H164ZM219 97H217V99H218ZM223 98V97H222ZM245 98V99H246ZM27 99V98H26ZM107 99V98H106ZM132 99V98H131ZM135 99V98H134ZM146 98H145V100L143 99V101L145 102L146 100H147ZM149 99H151V98H149ZM166 99V98H165ZM224 99V98H223ZM222 99V100H223ZM19 100H21V99H19ZM23 100H25V99H23ZM28 100V99H27ZM27 100H25V101H27ZM103 100V99H102ZM110 100V99H109ZM109 100H108V103H109ZM158 100V99H157ZM160 100V99H159ZM195 101V103H194V105H193V102L192 101ZM216 100V99H215ZM15 101V100H14ZM18 101V100H17ZM106 101V100H105ZM112 101V100H111ZM130 101H132V100H130ZM134 101V100H133ZM133 101H132V104H133V108L131 109V112L128 114V116L130 117L131 115H133V113L135 112V103H133ZM142 101V103H144ZM217 101H219L220 102V99L219 100H217ZM20 102V101H19ZM21 102H22V100H21ZM20 102V103H21ZM88 102V101H87ZM103 102H104V100H103ZM135 102V101H134ZM152 101H148V103H149V106H148V103L146 102V104H147V106L151 109L152 108V105L150 104ZM179 102H181V103H179ZM203 102V101H202ZM205 102V101H204ZM14 103V102H13ZM16 103V102H15ZM14 103V104H15ZM25 103V102H24ZM23 103V104H24ZM177 103V104H176ZM179 103V104H178ZM111 104V103H110ZM145 104V103H144ZM143 104V105H144ZM153 104V103H152ZM18 105V104H17ZM112 105H114V104H112ZM143 105H139V106H141L142 108L140 109V111H138V112H140V113H143L144 115H146L148 112H149V110H146V108H147V106H146V108L143 106ZM171 105V106H170ZM107 106V105H106ZM109 106V105H108ZM108 106H107V108H108ZM111 106V105H110ZM47 107V106H46ZM145 108V110H144V108ZM49 109V111L51 112L52 111V106L51 107H48ZM42 109V108H41ZM43 109H44V106H43ZM110 109V112L111 113H114V112H116V111H114V110H116L115 109V106H114V109H113V107H110L109 108ZM230 109V108H229ZM232 109V108H231ZM237 109V108H236ZM236 109H235V111H236ZM241 108H239L238 107V109H237V111L238 110H240ZM139 110V109H138ZM216 111H215V113L218 115V114H221V116H223V115H225L224 113L222 114V112L220 111V109H215ZM251 110H253V109H251ZM259 110V109H258ZM258 110H256V111H258ZM137 111V110H136ZM228 111V110H227ZM254 111V110H253ZM46 112V111H45ZM44 112V113H45ZM53 112V111H52ZM230 112V111H229ZM232 112V111H231ZM249 112H251V111H248V109H246V107H245V109L243 108V110L241 111V114L243 115V116H245V117H247L248 115H249ZM111 113L109 114V115H111ZM137 113V112H136ZM192 113V114H191ZM200 113V112H199ZM238 113V112H237ZM237 113H234V114H237ZM253 113V112H252ZM251 113V114H252ZM45 114H47V113H45ZM160 114V115H159ZM232 114V113H231ZM240 114V113H239ZM240 114V115H241ZM114 115L116 116L117 114H115L114 113ZM207 115V114H206ZM205 115V116H206ZM253 115V114H252ZM49 116H50V113H49ZM220 116V115H219ZM220 116V119L222 118ZM234 116V115H233ZM242 116V117H243ZM257 117H256V119H255V121H257L258 122V120L260 119L261 120V118H263L264 117V111L262 110L261 112H259V113H257V115H256ZM126 117H127V115H126ZM126 117H125V119H126ZM132 117V116H131ZM130 117V118H131ZM179 117V118H180ZM200 117V116H199ZM236 117V116H235ZM238 117H239V115H238ZM237 117V118H238ZM242 117H240L241 119H242ZM63 118V117H62ZM116 118H117V116H116ZM119 118H121V117H119ZM118 118V119H119ZM205 118H207V117H205ZM226 118L227 117H225V119H224V117H223V119L222 120H226ZM248 118V117H247ZM50 119V118H49ZM49 119H47V120H49ZM124 119V118H123ZM127 119H128V117H127ZM163 119V120H164ZM203 119H204V116H203ZM228 119H229V117H228ZM232 119V118H231ZM250 119V118H249ZM258 119V120H257ZM53 120V119H52ZM63 120V119H62ZM178 120H180V119H178ZM245 120V119H244ZM263 120V119H262ZM121 121V120H120ZM166 121V120H165ZM240 121V120H239ZM238 121V119H237V122H239ZM243 121V120H242ZM250 121V120H249ZM229 122H230V120H229ZM32 124H33V122H31ZM163 123V125H164V122H162ZM236 123V122H235ZM252 123H254L253 121H252ZM29 124V123H28ZM158 124V125H157ZM217 124H219V123H217ZM43 125V124H42ZM45 125H46V127H45ZM44 125V128H46V131L48 130V128L49 127H51V129H53L54 127H55V125H54V122L52 121V122H48V121H46V124ZM31 126H34V124L33 125H31ZM157 126H161V127H157ZM185 127V128H184ZM198 127V126H197ZM261 127H263V126H261ZM25 128V127H24ZM34 128H35V126H34ZM33 128V129H34ZM114 128H116V127H114ZM194 128V127H193ZM196 128V127H195ZM194 128V129H195ZM214 128V127H213ZM216 128V127H215ZM218 128V127H217ZM216 128V129H217ZM220 128V127H219ZM219 128L217 129V131L219 130ZM26 129L28 130V128L26 127ZM31 129V128H30ZM206 129V128H205ZM204 129V130H205ZM245 129V128H244ZM251 129V128H250ZM25 130V129H24ZM23 130V131H24ZM50 130V129H49ZM29 131V130H28ZM31 131V130H30ZM33 131L34 130H32V133H33ZM43 131H45V130H43ZM53 131V130H52ZM51 131V132H52ZM191 131V132H190ZM196 131H199L198 129L196 130ZM207 131V130H206ZM223 131V130H222ZM257 131V130H256ZM259 131V130H258ZM257 131V132H258ZM26 132V131H25ZM89 132V131H88ZM111 132H113V130H111ZM219 132V131H218ZM22 133V132H21ZM31 133V134H32ZM46 133H49V131L48 132H43V136L46 134ZM163 133V134H162ZM195 133V132H194ZM199 133V132H198ZM215 133H216V131H215ZM25 134V133H24ZM28 134V133H27ZM30 134V133H29ZM30 134V135H31ZM33 134H35V133H33ZM32 134V135H33ZM37 134V133H36ZM41 134V133H40ZM197 134V133H196ZM204 134V133H203ZM209 134V133H208ZM251 134V133H250ZM257 134V133H256ZM29 135V136H30ZM47 135V134H46ZM198 135V134H197ZM199 135H200V133H199ZM210 135V134H209ZM255 135V134H254ZM264 135V134H263ZM262 135V136H263ZM34 136V135H33ZM88 136H90V135H88ZM94 136V135H93ZM92 136V137H93ZM95 136H97V135H95ZM189 136V135H188ZM15 138L17 137V136H14ZM41 137V136H40ZM39 137V138H40ZM49 137V136H48ZM204 137H205V135H204ZM252 137V136H251ZM257 137V136H256ZM260 137V136H259ZM264 137V136H263ZM14 138V139H15ZM19 137H17V139H18ZM33 138V137H32ZM31 138V139H32ZM35 138V137H34ZM50 138V137H49ZM95 138V137H94ZM221 138V137H220ZM226 138V137H225ZM230 138V137H229ZM250 138V137H249ZM255 137H253V139H254ZM91 139V138H90ZM231 139H233V137L231 138ZM243 139V138H242ZM258 139V138H257ZM13 140V139H12ZM16 140V139H15ZM15 140H13V141H15ZM33 140V139H32ZM37 140V143H36V145L38 146V145H43V144H41L40 142H41V140H42V142H43V140H44V137L43 138H41V140L40 141H38V139H36ZM36 140H34V141H36ZM84 140V139H83ZM146 140V139H145ZM144 140V141H145ZM217 140H218V138H217ZM226 140V139H225ZM229 140V139H228ZM10 141H11V139H10ZM13 141H12V143H13ZM17 141V140H16ZM25 141V140H24ZM27 141V140H26ZM46 141V140H45ZM236 141V140H235ZM240 141H242L241 139H240ZM240 141H238V143H236V148H237V146H238V148L239 147H241L242 149L243 148H245V146H253V143H250V142H240ZM262 141V140H261ZM20 142H21V140H20ZM28 142H31V141H28ZM48 142V141H47ZM105 142V141H104ZM148 142V141H147ZM219 142V141H218ZM223 142V141H222ZM222 142H220V143H222ZM226 142V141H225ZM225 142H224V144H225ZM9 143V142H8ZM16 143V142H15ZM18 143V142H17ZM16 143V144H17ZM35 143V142H34ZM44 143V142H43ZM49 143V142H48ZM51 143V142H50ZM91 143V142H90ZM132 143V145L134 146V144H133V141L131 142ZM228 143H230V144H232V143H234L235 144V142L234 141H229ZM255 143V142H254ZM257 143H259L258 141H257ZM261 143H263V141L261 142ZM261 143H260V145H261ZM19 145L21 144V143H18ZM32 144V143H31ZM147 144V143H146ZM168 144V142L165 140V141H162V143H161V145H162V147L164 148V147H166V145ZM35 145V144H34ZM33 145V146H34ZM49 145V144H48ZM53 145V144H52ZM233 145V144H232ZM255 145V144H254ZM259 145V146H260ZM28 146H32V145H28ZM32 146V147H33ZM36 146V147H37ZM40 146H39V148H40ZM94 146V145H93ZM132 146V147H133ZM228 146H231V145H228ZM116 147V146H115ZM115 147H114V150L113 149H111V150H109V155H114V157H116L115 159H117V157H119V155L120 154H123V152L125 153L126 151H128V154H129V156H130V154H134V152L132 153V151H130V153H129V150L128 149H130V150H132L131 148V144H129L128 143V145L127 146H124V147H126L125 149H120L119 147V149L118 150H115ZM224 147V146H223ZM255 147V146H254ZM262 147H263V145H262ZM26 148V147H25ZM110 148V147H109ZM123 148V147H122ZM145 148V147H144ZM146 148H147V146H146ZM150 148V147H149ZM149 148H148V150H149ZM217 148V147H216ZM219 148V147H218ZM217 148V149H218ZM221 148V147H220ZM228 148V147H227ZM231 148V147H230ZM31 149H33V148H31ZM34 149H35V146H34ZM240 149V148H239ZM257 149V148H256ZM27 150H28V148H27ZM207 150V149H206ZM231 150V149H230ZM77 150H75V152H76ZM100 151V150H99ZM99 151H97L98 153H99ZM145 151L147 152V150L145 149ZM151 151H153V149L151 150ZM208 151V150H207ZM227 151H229V150H227ZM236 151V150H235ZM234 151V153H236V154H238L237 153V151L235 152ZM239 151V150H238ZM242 151V150H241ZM259 151H260V149H259ZM24 152V151H23ZM30 152V151H29ZM96 151H94V153H95ZM15 153V152H14ZM28 153V152H27ZM46 153H47V151H46ZM45 153V154H46ZM91 153V152H90ZM98 153H96V154H98ZM104 153V152H103ZM102 153V154H103ZM106 153V152H105ZM223 153V152H222ZM230 153H233V150H232V152H230ZM127 154V155H128ZM140 154V153H139ZM139 154H138V156H139ZM144 154V153H143ZM143 154L141 153V155L143 156ZM152 154H153V152H152ZM228 154V153H227ZM25 155H26V150H25ZM78 155H80L79 153H78ZM83 155V154H82ZM89 155V154H88ZM92 155V154H91ZM91 155H89V156H91ZM100 155V154H99ZM224 155H226V154H224ZM233 156L235 155V154H232ZM239 155V154H238ZM93 156H98V155H94L93 154ZM92 156V157H93ZM102 156V155H101ZM132 156V155H131ZM145 156H148V153H146V155ZM153 156V155H152ZM151 156V157H152ZM252 156V161L248 158V160H246L247 158H246V156L245 155H243V156H241V157H239V158H243L244 160L241 162L242 164H243V167L244 168H246V171H248L249 169H251V168H262V165L264 166V154L262 153V152H258V151H256L253 155H251ZM80 157V156H79ZM82 157L83 156H81L80 158L82 159ZM86 156H84L83 158H85ZM88 157V156H87ZM103 157V156H102ZM111 157V156H110ZM144 157V156H143ZM149 157V156H148ZM225 157V156H224ZM230 157V156H229ZM238 157V156H237ZM236 157V158H237ZM75 158V157H74ZM91 158V157H90ZM140 158V157H139ZM119 159V158H118ZM144 159V158H143ZM153 159V158H152ZM151 159V160H152ZM76 160V159H75ZM84 160H86L87 162H88V160L90 161V159H88V158H86V159H84ZM97 160V159H96ZM148 160V159H147ZM235 160V159H234ZM74 161V160H73ZM85 161V162H86ZM105 161V160H104ZM145 161V160H144ZM238 161L240 162V160L238 159ZM76 162V161H75ZM79 162V161H78ZM81 162V161H80ZM229 163V162H228ZM217 164V163H216ZM225 165H227V163L225 164ZM199 166V165H198ZM241 166V165H240ZM88 167V166H87ZM203 167H205V166H203ZM202 167V168H203ZM90 168V167H89ZM201 168V167H200ZM228 168H230V167H228ZM231 168H232V166H231ZM230 168V169H231ZM221 169V168H220ZM219 169V170H220ZM224 170L226 169V167H224L223 168ZM248 169V170H247ZM192 170H193V166H190V167H188V170H187V172H186V174L188 173H193L192 172ZM205 171L203 172L204 174H206L207 176H211V175H214L216 172H218V171H216L215 169H210V168H205L204 169ZM236 170V169H235ZM262 170H263V168H262ZM52 171V170H51ZM86 171V170H85ZM222 171V170H221ZM227 171V170H226ZM242 171V170H241ZM259 171V170H258ZM129 172V171H128ZM230 172V171H229ZM111 173V172H110ZM251 173V172H250ZM224 174V173H223ZM222 174V175H223ZM44 175V174H43ZM71 175V174H70ZM127 175V174H126ZM191 175V174H190ZM48 176V175H47ZM79 176V175H78ZM142 176L144 177V174H142ZM62 177H65L64 175L62 176ZM50 178V177H49ZM66 178V177H65ZM65 178H61V179H63V180H66ZM74 179V178H73ZM124 179V178H123ZM79 180V179H78ZM82 181H83V179H82ZM119 181V180H118ZM121 181H123V180H121ZM76 183V182H75ZM121 183V182H120ZM189 183H191V182H189ZM48 184V183H47ZM46 184V185H47ZM83 184V183H82ZM80 185V184H79ZM100 185V184H99ZM85 186V185H84ZM98 186V185H97ZM131 187H132V185H130ZM138 186V185H137ZM137 186H135L136 188H138ZM100 188H101V186H100ZM140 188V187H139ZM78 194V193H77ZM69 195V194H68ZM86 195V194H85ZM105 195V194H104ZM104 195H95L96 197H97V199L96 198H94V201H93V199L92 200H83V202H82V205H80V206H73L72 207V212H74V210L76 211V213H77V216H78V213H79V215L80 214H83V213H87V212H85L86 211V209H91V208H89L90 207V204L93 202V204H95L94 206H93V208H96L95 206H103V199H104ZM89 196V195H88ZM92 196V195H91ZM110 196V195H109ZM109 196H107L105 199H107ZM111 196H114V195H111ZM146 196V195H145ZM145 196H144V198H145ZM70 197V196H69ZM87 197V196H86ZM148 196H146V200L148 201V202H150V200L147 198ZM4 198V197H3ZM7 198V197H6ZM10 198V197H9ZM13 198V197H12ZM11 198V199H12ZM14 198H16V197H14ZM67 198V197H66ZM112 198V200H111V203H110V209H109V211L107 212V211H103V217L105 216V217H108V216H110L111 215V217H113V218H115V221L118 219V215L120 214V213H123L124 211H126L127 212V210L129 209L130 210V212L132 213L133 212V215H134V212H136V216H137V213H139L140 211H141V205H140V199H138V198H140V197H138V198H133V199H128V200H125L124 198H122V196L121 197H117L116 199L115 198H113V197H111ZM18 199V198H17ZM34 199V198H33ZM75 199V198H74ZM3 200H5V198L3 199ZM14 200V199H13ZM24 200V199H23ZM29 200V199H28ZM35 200V199H34ZM11 200L9 199V201H8V199H7V203L8 204H5L4 206L5 207H2V208H4V210H6V211H8L9 209H10V206L12 205V204H10V203H12V201L10 202ZM21 201V200H20ZM67 201H68V199H67ZM105 201V200H104ZM106 201H108V199L106 200ZM105 201V202H106ZM4 202V201H3ZM15 202V201H14ZM35 202V201H34ZM109 202V201H108ZM2 203V202H1ZM0 203V204H1ZM36 203V202H35ZM38 203V202H37ZM78 203V202H77ZM81 202L79 201V204H80ZM103 203V204H102ZM145 203V202H144ZM147 203V202H146ZM39 204H40V202H39ZM43 204V203H42ZM78 204V205H79ZM108 204V203H107ZM18 205V204H17ZM28 205V204H27ZM41 205V204H40ZM47 205V204H46ZM72 205V204H71ZM145 205V204H144ZM148 203H147V207H146V210L147 209H149L150 208V206L148 207ZM151 205V204H150ZM3 206V205H2ZM14 206V205H13ZM23 206L24 205H19V207L21 208V209H24L23 208ZM52 206V205H51ZM15 207V206H14ZM36 207V206H35ZM58 207V206H57ZM69 207V206H68ZM105 207V206H104ZM107 207V206H106ZM105 207V208H106ZM1 208V209H2ZM12 208V207H11ZM17 209H19L18 207H16ZM26 208H28V207H26L25 206V209ZM31 209L33 208V207H30ZM38 208V207H37ZM40 208V207H39ZM62 208V207H61ZM102 208V207H101ZM108 208V207H107ZM13 209V208H12ZM15 209V208H14ZM24 209V210H25ZM127 209V210H126ZM253 211L252 212H250V213H247L246 214V216L245 217H243V218H240V219H238L236 222H230V221H228V220H225L224 221V226H225V230H226V233L223 231V233L222 234H220L221 233V231H220V229H219V226H218V223H217V221H216V219H214V218H211V216H210V214L208 213L206 216L204 215L203 217L198 213L197 214V212H192V213H194L193 214V217H191V218H193L192 220H191V222H192V224H193V222H195V221H202V222H204L205 223V225H206V229H207V235H208V230H209V234L215 239L218 235H222V236H224L225 237V239H224V244H223V246H224V249H225V251H222L221 249H219V248H216V252H219V253H216L215 255L218 257L217 259L218 260H224V263L223 264H235L236 262H239V261H241V260H245V259H247V258H250V256L248 257L247 256V254H248V252H250L251 250H253L256 246H259V245H264V220L262 219V218H256V215L254 214V213H256L255 211H256V209H258L257 207H253ZM3 210V209H2ZM20 210V209H19ZM19 210H17V211H19ZM41 211H42V209H40ZM40 210H37V211H40ZM63 210V209H62ZM94 209H92V212H94L93 211ZM104 210V209H103ZM106 210V209H105ZM118 210L120 211V213H118ZM128 210V211H129ZM10 211V210H9ZM33 211V210H32ZM32 211H30V209H29V213L31 212V213H33ZM48 211V210H47ZM149 211V210H148ZM152 211V210H151ZM197 211V210H196ZM35 213H36V211H34ZM44 212V211H43ZM49 212V211H48ZM89 212V211H88ZM96 212V211H95ZM98 212V211H97ZM143 212V211H142ZM5 213V212H4ZM12 214H13V211L11 212ZM11 213H10V215H11ZM14 213H15V210H14ZM25 213V212H24ZM41 213V212H40ZM40 213H39V216H40V218L41 219H39V224L41 225V223H46V220H47V215H49V214H47L46 212H44L45 214H41L40 215ZM76 213H73L72 215H70V217L68 218L69 220H68V222H69V224H71V225H73V224H75V222H76V220L77 219H79L77 216H76ZM91 213V212H90ZM100 213V212H99ZM117 213H118V215H117ZM141 213V212H140ZM17 214V213H16ZM21 214V213H20ZM23 214V213H22ZM89 214V213H88ZM96 214V213H95ZM95 214H93V213H91V214H89L88 215V217H87V220L89 219V218H92V215H95ZM124 214V213H123ZM152 215H150V213H149V215L151 216L150 218L148 217V219H145V218H140L139 217V219L137 220V221H140V222H137L136 223V225H137V227L138 228H136V230H138L139 229V231L140 230H142V231H145V232H147L146 234H147V236H150V238L151 239H154L153 241H154V246L151 248V251H149L147 254H142V253H140V252H138L137 251V249H136V247L134 248L133 246H135L134 245V238H135V228L133 227V222H132V220H130V222H126V224H122V225H120L119 227H117L116 225V232H117V237H118V241H117V243L116 244H114L113 246L114 247H117V249H119L120 251H123V252H125L126 253V263H128V264H196V261H195V258L197 257V256H201V253L202 252H207L208 250H209V247L207 246L208 245V243L206 244V243H204L203 241H196V242H192V243H190V245H189V247L188 248H181L180 246H175L174 244H173V232L171 231V230H168L169 229V225H170V222L171 221H173L174 220V216H173V214H171V213H169V214H165V213H163V214H158V213H155V214H153V213H151ZM24 215V214H23ZM6 216H7V214H6ZM29 216H30V214L27 216L28 217V219H29ZM38 216V215H37ZM126 216H130L129 214H127ZM147 216H148V214H147ZM94 217V216H93ZM111 217H109V219L111 218ZM123 217V216H122ZM143 217H145V216H143ZM7 218V217H6ZM13 218V217H12ZM18 218V217H17ZM16 218V219H17ZM52 218V217H51ZM126 218V217H125ZM8 219V218H7ZM15 219V218H14ZM14 220L15 222L16 221H18L19 219H25V218H20L19 217V219H17V220ZM33 219V218H32ZM36 219H38L37 217H36ZM36 219H34V220H36ZM53 219V218H52ZM108 219V220H109ZM136 219V218H135ZM134 219V220H135ZM8 220H10V219H8ZM33 220V221H34ZM86 220V221H87ZM11 221V220H10ZM9 221V222H10ZM24 221H26V220H24ZM24 221H23V223H24ZM33 221H32V223H33ZM106 221V222H105ZM105 221H104V224L105 225H107L108 223H107V220L105 219ZM110 221V220H109ZM108 221V222H109ZM111 221H113V220H111ZM126 221V220H125ZM20 222H21V220H20ZM31 222V221H30ZM30 222H29V224H30ZM136 222V221H135ZM7 223V222H6ZM26 223V222H25ZM31 223V224H32ZM36 223V222H35ZM88 223V222H87ZM117 223V222H116ZM16 225H17V223H15ZM21 224V223H20ZM19 224V225H20ZM91 224V223H90ZM89 223L87 224V226L89 227V225H90ZM100 224V223H99ZM110 225H111V222L109 223ZM114 224V223H113ZM18 225V226H19ZM22 225H24V224H22ZM33 225H35L34 226V228H35V230H36V224H33ZM37 225H38V222H37ZM46 225V224H45ZM70 225V226H71ZM135 225V224H134ZM2 226V225H1ZM8 226V225H7ZM17 226V227H18ZM42 226V225H41ZM40 226V227H41ZM47 226V225H46ZM86 226V225H85ZM102 226V225H101ZM101 226H99V228L101 227ZM114 226V225H113ZM15 227V226H14ZM22 227V226H21ZM21 227H19V229H21ZM25 227V226H24ZM24 227H22V228H24ZM38 227V226H37ZM43 228L45 227V226H42ZM97 227H98V225H97ZM107 227H108V225H107ZM111 227V226H110ZM110 227H108L109 229H110ZM48 228V227H47ZM98 228V229H99ZM182 228V227H181ZM189 228H190V226H189ZM3 229V228H2ZM14 229V228H13ZM16 229H18V228H16ZM40 229H42V228H40ZM70 229H71V227H70ZM70 229H69V231H70ZM86 229V228H85ZM92 229V228H91ZM113 228H111V230H112ZM9 230H11L10 228H9ZM34 230V231H35ZM38 230V229H37ZM47 230V229H46ZM83 230V229H82ZM102 230V229H101ZM110 230V231H111ZM162 230H166L167 232H163V234H159V232L160 231H162ZM6 230H5V228H4V231L3 232H5ZM11 231H13V230H11ZM21 231H22V229H21ZM33 231V230H32ZM39 232H40V230H38ZM37 231V232H38ZM77 231V230H76ZM75 231V232H76ZM99 231H100V229H99ZM36 232V233H37ZM84 232H86L85 230H83V234H84ZM109 232V231H108ZM107 232V233H108ZM181 233H183V238H187V239H192V237H193V233H192V231H190V230H188V228L186 229V228H183L182 229V231H180ZM6 233V232H5ZM9 233V232H8ZM11 233V232H10ZM9 233V234H10ZM16 233H17V230H16ZM15 233V234H16ZM43 232H41V234H42ZM77 233H78V231H77ZM76 233V234H77ZM80 233V232H79ZM73 234H75V233H73ZM109 234V233H108ZM115 234V233H114ZM159 234V235H158ZM31 235V234H30ZM78 235H80V234H78ZM82 235V234H81ZM111 235H113V234H111ZM111 235L109 236V237H111ZM179 235H180V233H179ZM33 236H35V235H33ZM36 236H38V235H36ZM40 236V235H39ZM75 236V235H74ZM86 236V235H85ZM23 237V236H22ZM82 237H84V235H82ZM157 237V238H156ZM27 238V237H26ZM25 238V239H26ZM32 238H34V237H32ZM40 238H42V237H40ZM40 238H38V239H40ZM81 238V237H80ZM88 238V237H87ZM91 238V237H90ZM96 238V240H97V238L98 237H95ZM94 238V239H95ZM161 238H162V240H161ZM194 238V237H193ZM210 238V237H209ZM212 238V239H213ZM218 238V237H217ZM216 238V239H217ZM82 239V238H81ZM160 239V240H159ZM30 241H33V240H30ZM29 241V242H30ZM76 241V240H75ZM162 243H161V242ZM191 241V240H190ZM34 242V241H33ZM33 242H31V243H33ZM74 242V241H73ZM94 243L96 242V241H93ZM104 242V241H103ZM111 242V241H110ZM27 243V242H26ZM70 243V242H69ZM89 243V242H88ZM90 243H92V242H90ZM89 243V244H90ZM93 243V244H94ZM22 244V243H21ZM25 244V243H24ZM97 243H95L93 246L95 247V245H96ZM100 244H101V242H100ZM183 244V243H182ZM30 245V244H29ZM71 245V244H70ZM184 245V244H183ZM24 246V245H23ZM93 246L92 245H90V247L89 246H87V247H89L88 249V253H90V254H93V253H97L98 251H97V249H95V250H93L92 248H93ZM21 247V246H20ZM19 247V248H20ZM31 247V246H30ZM36 247V246H35ZM102 247V246H101ZM107 247H109V246H107ZM221 247V246H220ZM67 248V247H66ZM27 249H28V247H27ZM37 249V248H36ZM107 249V248H106ZM105 249V250H106ZM115 249V251H116V248H114ZM214 250V249H213ZM28 251V250H27ZM26 251V252H27ZM69 250H67V251H63L62 252V254H59L58 255V260H61V262H63V261H65L66 259H68L71 255H73L75 252H77V249H75V250H70L69 252L71 253V254H69V252H68ZM71 251H74V252H71ZM90 251V252H89ZM93 251V252H92ZM104 252V251H103ZM119 252V251H118ZM215 252V251H214ZM87 253V254H88ZM125 253H124V255H125ZM185 253H188V255L190 256H186V255H184ZM24 254V253H23ZM109 254H111L110 252H109ZM120 254H122L123 255V253H120ZM21 255H22V253H21ZM39 255V254H38ZM86 255V254H85ZM106 255H107V253H106ZM122 255H121V257H122ZM11 256H15V261H17L18 263H20V264H33V262H34V259L32 258V257H30V256H20V255H15V254H13V255H11ZM109 256H111V255H109ZM234 256H236V257H239V259L238 260H236V261H234V260H231L232 259V257H234ZM107 257V256H106ZM115 258H116V256H114ZM124 257V259H125V256H123ZM211 257V256H210ZM42 259V258H41ZM105 259V258H104ZM57 260V261H58ZM106 260H109V257H108V259H106ZM106 260H104V261H106ZM111 260H113V259H111ZM116 260V259H115ZM115 260H113L114 261V264H115ZM121 260V259H120ZM119 261V260H118ZM118 261H116V262H118ZM122 261V260H121ZM46 262V261H45ZM123 262H125V261H123ZM16 263V262H15ZM37 263H39V261L37 262ZM106 263V262H105ZM121 262L119 261V264H120ZM35 264V263H34ZM52 264V263H51ZM103 264H104V262H103ZM109 264H110V260H109ZM117 264V263H116ZM125 264V263H124Z\"/></svg>",
    "mask_w": 264,
    "mask_h": 264
},
{
    "label": "built area",
    "instance_id": "built-area-1",
    "mask_svg": "<svg viewBox=\"0 0 264 264\" xmlns=\"http://www.w3.org/2000/svg\"><path fill=\"white\" fill-rule=\"evenodd\" d=\"M193 235L195 240L204 241L207 239V229L206 225L202 221L193 222ZM147 232L140 231L135 240V247L138 252L142 254H147L151 251V248L154 246V239H151L150 236H147ZM157 238V237H156ZM162 243V242H161ZM196 264H223L224 260H218L217 258L212 257H196Z\"/></svg>",
    "mask_w": 264,
    "mask_h": 264
},
{
    "label": "water",
    "instance_id": "water-1",
    "mask_svg": "<svg viewBox=\"0 0 264 264\" xmlns=\"http://www.w3.org/2000/svg\"><path fill=\"white\" fill-rule=\"evenodd\" d=\"M235 264H264V253L247 258L245 260H241L239 262H236Z\"/></svg>",
    "mask_w": 264,
    "mask_h": 264
}]
</instances>
